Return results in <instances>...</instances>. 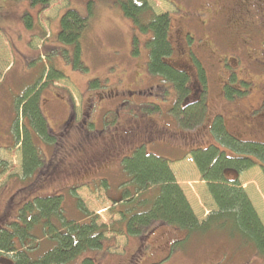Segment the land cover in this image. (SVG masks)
I'll return each mask as SVG.
<instances>
[{
    "label": "trees",
    "instance_id": "trees-1",
    "mask_svg": "<svg viewBox=\"0 0 264 264\" xmlns=\"http://www.w3.org/2000/svg\"><path fill=\"white\" fill-rule=\"evenodd\" d=\"M80 1H84L90 14L100 0ZM112 1L120 8L122 15L132 21L138 31L133 36V44L136 46L141 40L144 41L148 55V72L159 78L160 83H163L162 87L167 84L177 93L172 108L177 121L176 129L178 135H182L181 138L186 137L190 147L173 160L179 161L184 156L191 155L201 179L207 183L208 191L217 203L218 210L209 213L199 225L197 216L170 166L172 159L147 151L146 141L151 140L149 134L157 135L155 132H150L149 122L144 126L143 138H137L136 130L135 135L126 136L127 138L119 137L120 139L116 137L118 141L110 140L107 146L102 142L101 136L95 139L89 135L88 139L86 137L83 139L82 135L85 134L81 132L90 134L85 129H78V135L72 132L67 125L70 122V115L63 117L62 120L58 119L60 122L58 126L51 128L45 116L46 114L50 119L49 111L47 114V109L42 106V93L49 90V101L57 100L63 103L65 99L68 103L71 97L60 96L58 92L61 90H58L60 88L54 83L67 79L66 68H74L78 71V64L82 69L85 68L79 61V55L80 39L88 28V18L74 7H67L60 13L59 22L58 19L54 20L57 21L55 24L58 29L52 37L53 44H50L44 54V65H37V62L41 61L38 58L33 61L35 67L32 72H37V75L33 78L23 73L24 70L21 71L22 74L19 73V78L23 80L21 81L23 89L20 94H16L15 116L10 132L14 140L12 148L20 144L23 176L9 175L1 189L0 203H6L5 206L0 204V215L9 213L10 217L7 216L6 219L0 217V223L4 221L0 225V264H98L104 259L107 263L114 259L108 249L115 243L114 238L106 236L108 232L136 241L132 248L134 254L128 258V261L133 255L140 258L138 250L148 246L152 249L157 247V242L153 241L151 234H157L156 237L166 240L174 238L169 243L168 241L165 243L168 246L165 248L167 258L162 256L160 259L150 260L147 264L157 260L163 262L177 250L189 246L193 240H196V235H200L197 231L217 233L225 242H233L234 248L231 256L228 257L233 264H253L255 258L264 262V224L239 181L241 172L254 166H260L264 174V142L241 140L238 135L227 129L222 116L218 114L207 122L204 100L206 87L199 89L196 96H193L196 97L195 99L188 98L192 96L191 90L192 92L195 90L191 89L192 82L205 85L204 68L189 48L187 49L189 56L198 64L199 80L193 81L185 71L176 67L177 53L171 41L173 31L169 13H155L147 0ZM51 2L52 0H30L31 7L37 8L38 11L47 8ZM32 16L31 14L23 16L27 27L31 26ZM33 26L34 22L31 28ZM230 33L228 32L229 36H234ZM212 41L213 38L209 37L208 46ZM193 47H197L199 55L203 57L207 48L200 45ZM204 64L208 67L207 60ZM71 74L68 77L70 81H72ZM76 77L78 79V74ZM24 78L28 79L27 83L24 82ZM29 78H33L34 81L29 82ZM158 80L144 87L146 89L143 91L147 92L151 87L156 88ZM131 88L126 91L132 92L137 87ZM111 96L114 98L113 103L107 108H116L117 99L122 101V97L116 94ZM50 106L53 109L51 104ZM139 111L141 110L138 109L137 116L141 118L142 112ZM81 118L77 123L82 126V122L86 119ZM150 121L152 122V118ZM119 124L117 123L114 129L108 125H106L107 130L100 129L105 130V136L109 133L121 134L123 128L129 124L125 122ZM198 133H204L202 140L195 138ZM177 137L179 136L175 138ZM161 138L164 143L161 145L163 149L175 152L181 149L178 143L173 144V137ZM133 139L135 143L126 150H130L131 154L125 155L120 161L121 170L126 176L121 182L125 185H117L123 196L119 198L120 208L118 206L114 212L119 214L120 219L109 225L97 223L98 216H90L78 196H75L78 213H75L77 214L75 216L71 214L72 209L65 202L63 194L59 192L66 188V185H55V181L51 178L59 159L66 155L65 159L68 162L78 164L76 161L79 156L82 159L94 157L89 149L90 145L99 146L97 149L109 151L110 157L118 158L126 152L123 149L124 145ZM60 140L62 143L66 141L67 148H59L60 153L56 157L53 154V145L57 150ZM42 144L47 145L46 150L42 148ZM76 147H79L78 152L74 150ZM6 170L7 162L0 159V175ZM92 179L97 177L93 176ZM103 180L106 182L105 178ZM48 185H53V188L52 186L47 188ZM68 186L74 194L73 191L77 189L75 184L70 183ZM36 189H41L42 194L24 200L27 198V193ZM10 195L15 197V204L17 202L11 212H9L10 207L14 202L10 201ZM69 210L70 215L74 217H70L67 213ZM110 239L113 242H107Z\"/></svg>",
    "mask_w": 264,
    "mask_h": 264
},
{
    "label": "rangeland",
    "instance_id": "rangeland-1",
    "mask_svg": "<svg viewBox=\"0 0 264 264\" xmlns=\"http://www.w3.org/2000/svg\"><path fill=\"white\" fill-rule=\"evenodd\" d=\"M147 2L155 13L170 14L171 30L173 31L171 41L176 48L177 55L175 60L177 63H183V65L190 63L192 65L184 53L188 48L192 50L199 61V50L193 46L200 45L203 40L206 41L205 39L207 38L204 37L206 35L213 38L212 43L214 46L211 45L208 52L210 55L205 53L204 57L201 58L202 61L210 60L213 63V56L216 53L214 57L215 66L219 68V65L222 64L223 68L219 70L207 61L209 68L204 64L206 66V73H204L206 78L205 85L192 82L193 85H199L198 90H202L206 86V121L208 122L214 115L220 114L227 129L231 133L237 134L241 140H259L264 142V103L258 111L250 112L258 108L261 99L264 98V67L260 69L256 67L259 65L256 64V61L261 58L259 52L264 49V8L259 11H255L256 8L249 9V12L246 13V11L235 7L232 4V0H147ZM96 5L89 14L84 1L52 0L47 8L39 11L40 13L38 11L33 13L37 20H34V22L32 19L31 26L33 22L34 26L31 28V26H23L21 21V14L25 9L28 8L27 11L29 13L31 9H35L30 8L29 0H0V44L7 39L11 45L13 43L16 53L14 63L4 70L5 72L3 71L2 76L10 69L11 72L4 77L6 80L2 85L0 84V94L6 95L7 112L10 114L13 112L11 117L15 115L17 95H13V87H18L19 83L23 81L20 78L16 80L15 76L23 70L24 66H27L29 70L35 67L34 62L24 65L26 60L24 55L26 54L29 58L33 54L32 50H34L35 56L40 60L43 59L50 44H53V42L46 40L54 37L57 31V24L54 22L55 17L67 7H74L84 17L88 18V28L80 39L81 52L79 55V61L82 62L85 68L82 69L79 64L78 71H75L74 68H66L67 79L60 80L54 84L60 88L58 89L61 90L58 92L60 96L72 95L73 100L77 103L78 107L72 106L73 118L78 119V122L82 119L81 117L86 119V121L82 122V126L78 123V129L87 130L90 133L89 135L96 139V137L102 136L105 132H96L99 129V124L102 126L108 125L112 128L120 122V124L125 122V124L129 125L132 123L136 127V136L139 139L144 137V126L150 122L151 118L158 128L163 126L164 123H168L170 129L174 128L176 116L171 109L174 107L173 104L176 100V91L167 84L162 87L163 83H160L159 78L148 72L147 48L142 40L136 46L133 44V36L138 31L132 21L122 15L120 8L112 0H100ZM261 6L264 7V5ZM185 19L190 20L186 21ZM239 20L247 22L249 25L246 28L249 29L250 33L248 35H250L252 44L249 45L250 50L245 49V51L251 54L250 57H253L254 65H250L248 61L240 58L244 55L243 34L229 36L226 33V30H229ZM193 22H195V26L192 24ZM202 22L207 23V25ZM7 23L9 25L6 26ZM18 25L19 28L17 27ZM245 25L238 24L236 26L240 29ZM7 27L12 28L8 29ZM42 27L47 30L48 34H51L50 37L41 36ZM24 42L27 47L24 46ZM37 44L38 47H36ZM0 49L2 52L6 50L4 47H0ZM5 53L9 55L8 52ZM225 55L228 59L229 57L238 56L241 59L238 67L235 68V65H231L227 58L226 62L224 60L225 57H223ZM4 59L5 55L0 53V69L5 67ZM30 60L33 61V59L28 61ZM194 62L197 64V61ZM234 68L236 76L248 83L242 85L243 90L235 89L238 87L235 79L225 81L227 74H224V72L234 70ZM74 73L78 74V79ZM70 74L72 81L68 79ZM217 74L220 75L219 78ZM157 80L156 88L152 89L151 87L149 91H143L145 90L143 89L144 87L155 83ZM223 81L224 84L221 86ZM134 86L137 88L132 90V92L126 91L131 87L134 88ZM138 89L140 90L138 91ZM20 93L15 92V94ZM114 94L116 96L120 95L122 101L117 99L116 108H107L110 103H113L114 98H111V95ZM42 95V106L47 109V114L49 111L50 119L44 114L53 129V126L57 127V124L60 123L59 120L63 119L64 108L57 100L56 102L49 101V90L44 91ZM191 98L195 99L196 97L192 96ZM138 109L141 110L139 112H142L141 118L137 116ZM235 114L242 115L244 121H234L231 116ZM3 133L5 131L0 128V135ZM81 133L87 134L85 132ZM148 137H151V140L146 141L147 151H153L158 155L172 159L170 166L176 180L183 189L197 216L198 223L201 225L200 223L203 222L207 215L212 211H217L218 207L208 191L207 183L201 179L199 170L192 157L186 155L181 161L173 160L181 152L183 153L189 149L190 144H187L186 137L174 138L172 136L174 138L172 139L174 141L173 144L177 145L178 143L179 147H181L177 152L163 149L161 145L164 143L161 141L162 138L160 136L153 133L149 134ZM203 137L204 133H198L195 138L202 140ZM83 141L85 142V140ZM134 143L135 139L130 140L124 145L123 149L125 151L130 149ZM42 148L46 150L47 145L42 144ZM59 148L66 149V141L62 143V140H60V145L58 144L55 154H58ZM11 149L13 150L1 152L0 155L2 160L7 162V170L0 175V193L9 175L23 176L20 148L14 147ZM89 149L95 159H82L79 156L76 161L78 163L77 177H72V171L75 169L72 166L69 169V174L64 175V177L61 176L54 183L57 182L55 185H66V188L61 189L59 192L63 194L65 202L72 209L73 213L70 210L67 211L69 215L71 213L75 216L77 215L75 213H78L79 208L75 198V196H78L79 201H81L89 215L98 216L97 223L109 225L113 221L120 219L119 214L114 212L121 205L117 199L123 196L117 184L123 182L126 178L121 170L120 161L125 155H130L131 151L128 150L117 158L116 156L110 157L109 151L108 155H106L101 150L100 152L103 154L100 156L97 147L92 145L89 146ZM46 156H48L47 153ZM96 158L99 159L96 160ZM96 175L97 181H95L96 179L92 180V177ZM51 178L54 180V174ZM103 178L106 179V182ZM77 181L76 187L78 189L73 191L74 195L68 185ZM239 181L249 195L254 209L264 224V174L262 169L260 166H254L242 171L239 175ZM50 186L53 188V185H48L47 188ZM40 194H42V190L36 189L31 193H27L25 200ZM74 216L70 215V217ZM197 233L202 235V237L196 235V240H193L189 246H183L163 262L157 260L152 261L150 264H233V261L228 259L231 256L232 248H234L233 242H225L224 238L217 233L209 234L201 231H197ZM156 235L151 234L153 241L157 242L155 249L148 246L145 249L138 250L140 258H136L133 255L128 261V258L134 254L132 248L135 246L136 241L129 240L123 235L108 232L106 236L114 238L115 242L114 246L108 249L114 259L107 263H105L106 260L104 259L103 262L98 264H128L130 262L132 264H140V262L147 264L150 260L160 259L162 256L166 257L165 248L168 246L165 243L166 241L169 243L174 238L166 240L162 237H156ZM107 242H113V240L110 239ZM152 245L154 246V244ZM252 263L263 264L264 262L255 258Z\"/></svg>",
    "mask_w": 264,
    "mask_h": 264
},
{
    "label": "flooded vegetation",
    "instance_id": "flooded-vegetation-1",
    "mask_svg": "<svg viewBox=\"0 0 264 264\" xmlns=\"http://www.w3.org/2000/svg\"><path fill=\"white\" fill-rule=\"evenodd\" d=\"M215 1H217V0H215ZM189 3V2H188ZM190 4V3H189ZM232 4L235 6V7H237L238 9H240V10H244V11H246V13L247 12H249V9H253V8H256L255 9V11H259L260 9H262V8H264V7H262L261 5H264V0H232ZM192 10H193V8H192ZM210 10V9H209ZM186 21H189L190 19H185ZM207 22V21H206ZM204 25H207V23H205V22H202ZM194 26H195V22H193L192 23ZM238 24H240V25H243V24H246L245 26H242V28H238L236 25H238ZM192 25V26H193ZM246 26H248L249 27V25L247 24V22H242V21H237V23L235 24V25H233L229 30H226V33H230L231 31V35H241V34H243V40H242V42H243V46H244V55H242V57H240L241 59H244V60H246V61H248L249 62V64L250 65H254V60H253V57H250V55L251 54H249L248 52H246L245 51V49L246 50H250V47H249V45H251L252 44V42H251V38H250V35H248L250 32H249V29H247L246 28ZM245 28V30H243ZM238 30H241V31H238ZM229 35V34H228ZM187 36V35H186ZM204 37H206L207 39H205V40H207V41H202V43L200 44V46L201 47H205V48H207L206 50H205V53L207 54V55H210L208 52H209V50H210V48L209 47H211V45L212 46H214L213 45V43L210 45V46H208V38H209V35H206V36H204ZM188 38V37H187ZM233 41V40H232ZM246 46H248V47H246ZM237 50V49H236ZM238 51H239V48H238ZM184 53H185V56L190 60V62H191V64L193 65H190V63L188 64V65H183V63L182 64H179V63H175V64H177L176 65V67H178L181 71L183 70V71H185L187 74H188V77L190 76V78L191 79H193V81H198L199 79H198V77H199V73H198V66H197V64L194 62V61H192V59H191V57L189 56V54H188V52H187V50L186 51H184ZM204 53V54H205ZM212 53H214L213 51H212ZM253 53V52H252ZM215 55H216V53H215ZM215 55L213 56V63H211L210 62V60H207L212 66H214V67H216L215 66V61H214V57H215ZM259 55L261 56V58L259 59V61H256V64H259V65H257L256 67L257 68H262V67H264V49H261V51L259 52ZM202 56H200V59H199V61L201 62V65H202V67L204 68V73H206V66L204 65V63H203V61H202V58H201ZM203 57H204V55H203ZM223 57H225L224 58V60H226V55L225 56H223ZM238 56H236V57H229V59H228V61H229V63L231 62V65H235V68H237L238 67V64L240 63V61H241V59H240ZM258 60V59H257ZM220 62V61H219ZM226 62H227V60H226ZM227 65H230V64H227ZM220 67L218 68V67H216V68H218L219 70H221L222 68H223V66H222V64L221 65H219ZM190 67H191V69H190ZM194 67V69H192ZM235 68H234V70H231V71H225L224 72V74H227V77H226V80L225 81H228L229 79H235V82L237 83V85H238V87L237 88H235L236 90H238V89H242L243 90V88H242V85H246V84H248L244 79H240V78H238L237 76H236V70H235ZM216 71V70H215ZM223 74V75H224ZM218 75V78L220 77V75L219 74H217ZM204 77H205V75H204ZM262 78H263V76H262ZM223 79V78H222ZM224 84V81H223V83L221 84V86ZM143 89H146V88H143ZM263 90H264V82H263ZM264 103V98L263 99H261V101H260V106L258 107V108H256V109H253V110H251L250 112L251 113H253L254 111H258L261 107H262V104ZM218 115H220V114H218ZM221 116V115H220ZM231 118L234 120V121H236V122H243L244 121V119H243V117H242V115H237V114H235V115H232L231 116ZM165 125L166 126H168V124L167 123H165ZM148 128H149V130H150V132H155V133H157V136H161V137H172V136H174V138L176 137V136H179V137H182V135H178L179 134V132H178V130L175 128V129H173V130H171V129H169V128H167V127H164V126H161L160 128H158L157 127V124L154 122V121H150L149 122V125H148ZM115 132V131H114ZM74 133L75 134H79V132H78V129L77 130H74ZM135 133H136V127L133 125V124H130V125H128V126H126L125 128H123V131H122V133L121 134H118V133H109L108 135H109V138H108V135L107 136H105L103 139H102V142L104 143V145H109V142H110V140L111 141H118L117 139H116V137H120V138H123V137H126V136H132V135H135ZM63 135H66L65 133H62ZM82 138L83 139H85V135H82ZM119 138V139H120ZM127 138V137H126ZM173 138V139H174ZM88 139V138H87ZM95 142H93V144H94ZM97 148H99V146H97ZM82 149H85V148H82ZM82 149H80V150H82ZM74 150H76L77 152H78V147H76V148H74ZM99 150V149H98ZM99 152H100V150H99ZM105 152V151H104ZM59 153H60V151L58 152V155H59ZM103 153L102 152H100V156L102 155ZM105 154L106 155H108V151L107 152H105ZM57 155V156H58ZM56 156V157H57ZM66 156V155H65ZM65 156L63 157V158H60L59 159V162H58V164L56 165L55 164V166H54V175H55V177H54V181L56 180V179H59L61 176L62 177H64V175H66V174H69V172H70V168L72 167V166H74V170L72 171V177L74 178V177H77L78 176V173L76 172V171H78V164H76V163H71V162H68L66 159H65ZM55 157V158H56ZM59 158V157H58ZM90 158H93V156L92 157H90ZM89 158V159H90ZM93 159H95V158H93ZM93 159H91V160H93ZM99 158H96V160H98ZM50 173H52V172H50ZM71 177V178H72ZM78 182V181H77ZM77 182H75V183H77ZM57 183V182H56ZM9 199H10V201H13L14 202V200H16L15 199V197L14 196H9ZM8 198H7V200H9ZM18 199H20V197L18 198ZM25 200V199H24ZM23 201V200H22ZM5 203L6 202H3V203H0V204H4V206H5ZM16 204H17V202H16ZM15 204V202L13 203V204H11V207H10V211L9 212H11V209H13L14 207L13 206H15L16 205ZM8 215H10L9 213L8 214H1L0 215V217L1 218H6ZM4 221H2V223H3Z\"/></svg>",
    "mask_w": 264,
    "mask_h": 264
},
{
    "label": "crops",
    "instance_id": "crops-1",
    "mask_svg": "<svg viewBox=\"0 0 264 264\" xmlns=\"http://www.w3.org/2000/svg\"><path fill=\"white\" fill-rule=\"evenodd\" d=\"M36 11H37V8H35L34 10L31 9V13H35ZM59 15L60 14H58V16L55 17V20H57L59 18ZM32 18H33V16H32ZM7 25H9V23H7L6 26ZM23 26H26V24L23 23ZM17 27L19 28V25ZM7 28L10 29L12 27H7ZM42 30H43V27H42ZM41 35H42V33H41ZM24 46L27 47V44L25 42H24ZM0 47H4L6 49L5 51L3 50V52L0 51L1 54L5 55V59L3 60L5 67L3 69H0V84L2 85V83L6 80V78L4 79V77L6 75H8V73L11 71V69L7 73H4L3 76H2V73H3L4 70L9 68L14 63V61L16 59V53H15V50L13 48V43L11 45L10 42L7 39L2 44H0ZM5 52H8L10 57H9V55H6ZM24 57L26 58L24 65H28L29 63H32L33 61H36V58H37V56H35V54L32 56V57H34L33 61H31V60L28 61V58L26 57V54L24 55ZM32 57H29V58H32ZM37 65H44L43 60L38 61ZM23 70H24L23 73L29 74V75L33 76V78L37 75V72H32L34 69L29 70L27 66H24ZM19 73L15 76L16 80L19 79ZM21 74H22V72H21ZM33 78H29V82L32 81ZM24 82L27 83L28 79L24 78ZM22 89H23V82H20L18 87H13V95H16L15 92L16 91L20 92ZM63 100H64L63 103H60V101L58 103H60L61 105L65 103V105H62L63 108H64V112L62 114L65 117V116H69L70 113L72 112V101L69 100V102L67 103L65 101V99H63ZM75 105H76V107H78L77 103H75ZM7 109H8V106H7V101H6V95L5 94H0V128L5 131V133L0 135V147H1L0 148V155H1V152L3 153V152H8V151L13 150L11 148H12V145L14 143V140L12 139V135H11L10 129H11V123H12L15 115L13 117H11L13 112L10 114V113L7 112ZM19 145L20 144L16 145L15 147L17 148V147H19ZM0 159H2L1 156H0Z\"/></svg>",
    "mask_w": 264,
    "mask_h": 264
}]
</instances>
